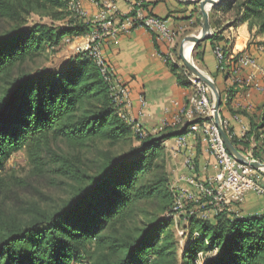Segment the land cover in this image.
<instances>
[{"label": "trees", "instance_id": "obj_1", "mask_svg": "<svg viewBox=\"0 0 264 264\" xmlns=\"http://www.w3.org/2000/svg\"><path fill=\"white\" fill-rule=\"evenodd\" d=\"M62 9L60 0H0V16L16 25L8 35L0 34V173L24 150L42 163V150L56 139L79 150L97 144L128 150L119 156L104 153L92 173L84 169L81 158L75 162L51 153L57 173L70 181L71 198L52 212L34 209L25 224L4 229L0 264H73L85 258L88 264H198L201 253L211 255L202 264H264V214L239 216L227 210L215 223L191 217V239L180 256L172 230L175 196L163 144L176 133L135 138L111 82L88 54L58 73L31 75L19 69L49 47L59 46L67 35H83V26L60 31L37 23L25 28L32 15L63 20ZM220 10V15L236 12L233 20L247 24L251 34L264 36V0H231L213 13ZM214 17L210 15L211 24H220ZM196 47L199 50L201 44ZM172 69L185 81L183 69ZM262 129L264 122L253 123L250 135L257 132L258 138ZM135 141L140 146L135 147ZM231 141L239 147L236 139ZM253 157L260 159L258 153ZM148 203H158L160 212L170 216L133 228Z\"/></svg>", "mask_w": 264, "mask_h": 264}, {"label": "crops", "instance_id": "obj_2", "mask_svg": "<svg viewBox=\"0 0 264 264\" xmlns=\"http://www.w3.org/2000/svg\"><path fill=\"white\" fill-rule=\"evenodd\" d=\"M80 1L89 24L98 23L103 8L114 5L113 24L101 33L102 55L113 72V85L125 92L119 100L122 113L128 123L134 124V132H148L155 138L176 133L163 142L170 182L198 193L196 187L188 186L186 178L194 175L198 182H206L217 174L214 158L203 138L188 131L189 125L196 121V114L191 112L192 100L202 92V86L188 78L181 80L172 69L181 68L175 61L174 48L183 34L197 24L196 5L178 0ZM133 4L145 16L162 20L172 39L159 40L141 27L114 33L113 25L133 16ZM211 28L216 40L201 43L200 60L203 71L222 94L221 119L226 133L230 140L234 138L240 143L239 149L235 147L244 156L254 158L258 153L260 159L255 160L264 163V129L258 132V138L257 132L250 135L253 123L264 122V36H256V31L251 34L248 25L240 20L221 21L218 25L211 24ZM217 48L223 52L224 69L220 67ZM190 156L194 157L193 173L186 167Z\"/></svg>", "mask_w": 264, "mask_h": 264}, {"label": "rangeland", "instance_id": "obj_3", "mask_svg": "<svg viewBox=\"0 0 264 264\" xmlns=\"http://www.w3.org/2000/svg\"><path fill=\"white\" fill-rule=\"evenodd\" d=\"M60 1L63 4L62 11H64L65 14L63 20H52L47 17L41 18L37 15H32L28 17L25 28H30L37 23L46 24L60 31L83 26V35H67L60 42L59 46L49 47L45 53L32 57L30 60L26 61L23 66H17L19 69L22 67V71L31 75L47 72L58 73L85 53L97 63L95 57L91 55L90 52H82V49L87 46L99 48L102 54L101 33L105 27L110 25H104L99 22L95 24L86 22V16L81 15L79 12V9L83 10V4L80 0ZM224 1L227 3L231 0ZM193 5H196V17L198 22L179 39L174 48V57L176 59L175 61H177L183 69V74L186 78L197 84L200 83L202 86V92L200 93L205 92L213 102L214 97L212 91L185 67L180 57L183 40L185 41L187 37L200 35L202 30L203 16L200 5L199 3ZM224 5L225 4L221 5L219 8ZM213 12L212 9L210 15L212 16L214 14L215 20L218 21L233 20L236 17V12L229 13L228 15H220L222 10L217 14ZM15 26L14 23L0 16V34L8 35L13 31ZM115 26L116 25H113L111 30H113ZM199 52L200 50L195 47L193 51V61L197 67L203 70ZM131 124L134 125L133 123ZM134 136L135 138L139 136L141 139H147L150 138V136L154 137V135H150L148 132H140L138 130L135 131ZM140 143V141H135L134 146L138 147ZM44 149L41 152V157L43 158L42 163L34 161L35 157H31V155L24 150L14 154L6 164L5 169L0 173V236L7 227H19V224H25L30 220L34 209L52 212L61 208L70 200V190L68 188V183H70V181L57 173L59 167L51 161V153L64 155L75 162L78 158H81L84 162V169L92 173L98 170L104 153L111 152L113 155L119 156L126 152L128 147L110 149L107 144H97L95 147L79 150L71 148L65 142L56 139L50 142L48 150L44 151ZM250 159L255 160V158ZM258 173L264 177V171H258ZM174 184L178 186L176 182L169 183L170 189ZM198 198H200L198 202H186L182 210L173 213L174 222L172 230L178 242L180 256L183 254L182 249L187 246L191 239V217L194 216L197 219L215 223L216 216L225 210L239 216H256L264 214V197L258 196L254 192L247 193L243 201L233 200L231 202H226V197L222 201L215 200L216 194L208 198H202V196H198ZM142 207L145 213L136 217L135 221L132 223L133 228L142 227L145 223L153 220L160 222L165 220L169 215L160 212L158 203H148L144 204ZM215 209L218 210L216 213L213 212ZM194 237H198L197 233L194 234ZM88 249L93 251L94 245H90ZM204 256L203 253L200 254V259L197 260L198 264H202L203 260L211 255ZM81 261H74L73 264H88L89 262L87 258Z\"/></svg>", "mask_w": 264, "mask_h": 264}, {"label": "built area", "instance_id": "obj_4", "mask_svg": "<svg viewBox=\"0 0 264 264\" xmlns=\"http://www.w3.org/2000/svg\"><path fill=\"white\" fill-rule=\"evenodd\" d=\"M128 1V0H121ZM133 4L135 15L126 18L115 26L114 33L116 32H130L135 28H145L151 34L155 35L159 40H171L172 36L168 30L167 25L160 19L153 16H145L142 9ZM114 5L104 7L98 16V22L104 25L113 24V9ZM81 15H85L83 10L79 9ZM82 52H90L96 59L97 65L101 68L102 73L111 82V91L120 100L121 95L125 92L118 85H113V72L106 64L99 48L87 46L82 49ZM216 55L219 59L221 69H224L225 58L220 48L216 49ZM249 62L255 65L254 61ZM191 112L196 114V121L188 127L191 135L201 136L208 146V151L215 161V169L217 174L210 177L206 182H198L194 175L186 178L188 186L197 188L198 193H195L187 186H175L171 188L175 196V203L173 212L182 210L186 202H193L198 200V196L208 198L215 196V200L222 201L227 198L226 202L243 201L244 197L249 192H254L258 196L264 197V177L258 171L249 166L241 164L227 149L225 142L221 136V129L214 122L215 111L213 109L212 99L204 93H200L192 100ZM223 128H225L223 124ZM184 146L185 143L182 142ZM186 167L191 170L195 168L194 157H188L186 160ZM185 204V205H184ZM170 216V215H168ZM197 236H199L197 234Z\"/></svg>", "mask_w": 264, "mask_h": 264}, {"label": "water", "instance_id": "obj_5", "mask_svg": "<svg viewBox=\"0 0 264 264\" xmlns=\"http://www.w3.org/2000/svg\"><path fill=\"white\" fill-rule=\"evenodd\" d=\"M184 4H197L200 5V10L203 16L202 30L199 36L187 37L183 42L180 50V57L185 67L191 71L199 80H201L213 94V109L215 111L214 121L215 124L221 129V136L225 142L228 151L243 165L249 166L256 171H264V164L244 156L233 144L223 128V122L221 119V106H222V94L219 91L214 80L205 73L202 69L197 67L194 61L189 62L184 56V46L186 43H192L193 49L203 42L211 39L214 34L212 32L210 24V11L214 8H218L225 4L224 0H180Z\"/></svg>", "mask_w": 264, "mask_h": 264}, {"label": "bare ground", "instance_id": "obj_6", "mask_svg": "<svg viewBox=\"0 0 264 264\" xmlns=\"http://www.w3.org/2000/svg\"><path fill=\"white\" fill-rule=\"evenodd\" d=\"M199 36V35H198ZM193 44L192 43H186L184 46V56L187 58L189 62L193 61Z\"/></svg>", "mask_w": 264, "mask_h": 264}]
</instances>
